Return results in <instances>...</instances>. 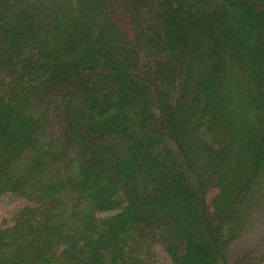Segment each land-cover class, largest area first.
<instances>
[{
  "label": "trees",
  "instance_id": "trees-1",
  "mask_svg": "<svg viewBox=\"0 0 264 264\" xmlns=\"http://www.w3.org/2000/svg\"><path fill=\"white\" fill-rule=\"evenodd\" d=\"M7 195L0 264H264V0H0Z\"/></svg>",
  "mask_w": 264,
  "mask_h": 264
},
{
  "label": "rangeland",
  "instance_id": "rangeland-1",
  "mask_svg": "<svg viewBox=\"0 0 264 264\" xmlns=\"http://www.w3.org/2000/svg\"><path fill=\"white\" fill-rule=\"evenodd\" d=\"M179 195V194H177ZM181 197L177 198L175 200L174 204H178L180 201ZM176 204V205H177ZM22 205V201L18 200L16 196L14 195H7L3 198L0 199V223H6L4 222L5 219H10V216L15 214L14 211L18 210L16 208H19ZM168 219L169 225L171 231L169 232L168 236H165L167 241H172L174 242L173 244H176V247L179 250H175L174 254L177 257L175 259L176 264L183 263L184 260L189 259V264H194V261L192 258L198 259L197 256L191 257L188 256L186 258L185 254L188 255L190 253L191 255V249L192 245L195 250V252L201 253L203 251L204 253L208 254L207 250L204 248L202 245V242L200 239L194 240L196 242L188 241L187 238L183 237L181 229L184 226L191 228L192 226L197 223V218L194 215V211H189L188 208H186L185 205L183 207L179 206L176 209V212L173 213V211H169ZM167 231V229L165 230ZM175 234V236H171ZM192 236H190L191 239ZM249 245V247H246ZM235 249H237L238 254H246L250 255L256 259V260H264V221L260 223L259 225H256L254 229L248 231L246 235L243 237L242 241L239 244H234ZM191 251V252H190ZM173 253V252H172ZM159 255L158 260H161V262H165V264H172L171 261L164 255L163 253H157ZM173 259V257L171 256ZM164 260V261H163ZM174 264V263H173ZM184 264V263H183Z\"/></svg>",
  "mask_w": 264,
  "mask_h": 264
}]
</instances>
